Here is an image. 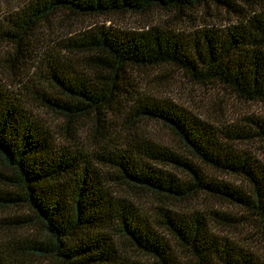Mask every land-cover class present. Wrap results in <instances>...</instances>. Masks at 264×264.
<instances>
[{
    "label": "trees",
    "instance_id": "trees-1",
    "mask_svg": "<svg viewBox=\"0 0 264 264\" xmlns=\"http://www.w3.org/2000/svg\"><path fill=\"white\" fill-rule=\"evenodd\" d=\"M154 9L176 16L225 10L232 23L190 34L96 27L62 40L44 54L45 69L25 92L38 109L58 118L55 132L0 76V212L29 213L0 222L25 233L38 225L42 234L25 244L0 239V264H264V257L213 231L215 223L228 226L234 218L212 208L179 212L164 205L206 197L239 208L264 246V167L235 148L264 141V123L210 124L140 92L132 76L135 69L166 65L198 86H218L264 105V0H27L0 29V43L12 49L4 61L13 78H25L26 65L38 61V30L58 13ZM145 122L167 128L180 146L154 139L141 126ZM206 169L245 187L218 181ZM114 186L150 193L158 205L146 214L112 194Z\"/></svg>",
    "mask_w": 264,
    "mask_h": 264
},
{
    "label": "rangeland",
    "instance_id": "rangeland-1",
    "mask_svg": "<svg viewBox=\"0 0 264 264\" xmlns=\"http://www.w3.org/2000/svg\"><path fill=\"white\" fill-rule=\"evenodd\" d=\"M27 0H0V29L6 28L4 19ZM237 3V0H232ZM192 12L190 15L176 16L173 12L152 10L145 14L119 13L105 16H69L66 13H58L44 22L38 30L37 37L33 42V54L38 61L29 62L23 70L25 78L12 76L9 63L4 60L10 58L12 49L8 44L0 43V76L1 80L9 89H13L23 94L22 99L27 101L28 110L36 117L48 130L56 131V126L60 124L58 118L52 114L38 109L35 102L27 100L26 91L31 88V78L38 75L39 69H45V53L52 54L53 49H58L62 40L72 38L78 34L92 31L96 27H103L108 31L134 32L145 31L148 28L170 29L174 34H190L203 28L222 29L232 23V16L225 10L211 9L208 11ZM59 56H61L59 54ZM63 56V55H62ZM10 60V59H9ZM132 76L136 80L138 89L144 94H150L159 101L171 103L178 108H182L199 119L212 124L227 126L245 125L249 119L264 123V105L259 102H246L236 98L218 86L207 85L198 86L192 83L185 75L166 65L140 68L132 71ZM35 79V78H34ZM16 80L20 82L17 83ZM25 94V95H24ZM143 129L160 143L172 147H179L177 138L160 124L152 122L142 123ZM90 127V123L87 124ZM54 139H58L53 135ZM238 152L245 151L253 156L264 167V141L256 139L246 144H238L235 147ZM210 175L218 181L232 184L239 189H244V183L239 179L220 174L206 169ZM112 194L115 196H125L146 214L151 212L154 205H158V200L150 193L132 191L125 186H114ZM164 205L185 212L192 209L207 210L212 208L220 214H225L234 218L236 222L224 224L215 223L219 235L227 237L239 245L248 247L256 255L264 257V246H262L255 226L246 221L245 213L239 208L229 206L225 203L213 202L206 197H199L191 203L166 202ZM28 211L5 210L0 212V220L10 217L27 216ZM3 222V221H2ZM38 225L31 227L28 233L21 230H12L8 224L0 222V239L7 241L10 245L26 243L27 240L42 238ZM117 242L118 241L117 239ZM171 245H176L170 241ZM41 264H50L44 260Z\"/></svg>",
    "mask_w": 264,
    "mask_h": 264
}]
</instances>
